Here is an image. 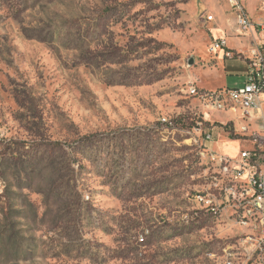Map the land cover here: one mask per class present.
<instances>
[{
	"label": "rangeland",
	"instance_id": "rangeland-1",
	"mask_svg": "<svg viewBox=\"0 0 264 264\" xmlns=\"http://www.w3.org/2000/svg\"><path fill=\"white\" fill-rule=\"evenodd\" d=\"M26 1L36 4L13 0L16 18ZM30 11L22 25L28 32L88 30L93 67L152 56L135 68L95 70L86 83L78 71L63 72L52 80V85L59 84L56 90L47 85L54 73L24 82L27 93L17 97L28 103L25 119H0V264H221L235 239L220 233L230 243H212L214 225L220 222L196 210L197 203L187 196L196 191L184 188V158L165 156L172 150L170 142L183 146L182 155L190 149L185 118L161 116V123L176 133L175 141L157 131L140 135L132 125L113 128L107 135L99 130V100L106 85L133 86L168 77L178 82L183 73L175 66L177 53L152 37H137L139 25L132 22L135 14L125 0H41ZM88 15L92 21L84 25ZM81 35H62L56 41L65 50L82 49L76 51V62L84 56ZM88 54L86 44V60ZM235 79L241 84L245 80ZM66 88L93 98L97 111L90 120L63 104L60 92ZM155 161L160 166H148ZM163 190H170V198L154 201L153 194Z\"/></svg>",
	"mask_w": 264,
	"mask_h": 264
},
{
	"label": "crops",
	"instance_id": "crops-1",
	"mask_svg": "<svg viewBox=\"0 0 264 264\" xmlns=\"http://www.w3.org/2000/svg\"><path fill=\"white\" fill-rule=\"evenodd\" d=\"M40 1L36 0V4L31 6L28 1L20 5L22 10L19 18H16L13 0H0V119L2 120L16 123L22 118L25 119L22 114L26 112L28 103L25 101L22 103L17 95L20 96L22 92L27 93L24 82L28 79L40 81L43 75L48 79L50 73H54L50 76L51 82L47 85L54 86L56 90L59 84L52 85V80L59 79L58 76L63 72L78 71L84 78L83 83H86L87 80L91 82L95 70L101 71L109 67L123 66L135 68L152 56L148 53L142 58L135 57L118 64L105 62L93 67L92 47L89 43L91 36L88 30L77 34H62L48 31L28 32L24 29L25 26L22 25L27 23L28 16L31 14L30 9L35 11ZM125 1L131 2L133 14H135L132 22L139 25L137 37H152L168 47L170 52L177 53L175 66L183 74H180L178 82L168 77L133 86L118 82L111 84L110 87L106 85L101 92L104 95L99 100V130L107 135L108 131L113 128L132 125L140 135L145 131L155 133L157 131L161 134H171L170 138L175 141L176 133L161 123V116L182 115L188 124L185 129V133H188L187 129H190L195 120L193 115L195 111H198L200 117H203L207 131L213 136L211 140L204 141L207 151H214L240 160L242 151L254 147L251 139L242 133V127L248 125L250 132L264 131V94L261 96L262 104L252 109L248 116H243L231 109H215L199 96L192 95L190 89L196 86L200 91L213 92L242 86L249 69L248 58L252 56V49L264 46V29H254V32L243 31L238 23L237 9L232 0ZM239 1L254 22H264L260 0ZM211 16L213 18L208 19ZM84 19L85 25L92 21V16L88 15ZM158 24L161 25L156 26ZM62 35L73 36V38L83 36L84 56L80 58V62H76L79 59L76 60L75 55L76 51L82 49L75 46L68 47L67 50L60 48L56 41ZM220 39L226 40V46L216 47L214 45V41ZM86 44L89 52L87 60L85 59ZM192 59L194 63L189 64L188 61L191 62ZM236 76H241L245 79L244 82L239 83L235 79ZM103 82L104 80L99 78V83ZM165 87L168 89L162 91L161 89ZM60 95L68 110L74 114L81 113L83 119L90 120L97 111L92 106L93 98L86 97L83 93L79 94L76 89H63ZM54 100L55 98L51 102ZM59 104L58 100L57 105ZM42 110L46 111L45 108ZM92 131L93 129L89 127L86 130L88 133ZM189 135L187 139L191 140V144L186 146L190 149L185 151V155H182L184 150L179 142H170L172 150L165 153L168 158L179 156L181 159L184 158V163L182 161L186 167L184 188H188L187 190L191 187L197 189L206 184L207 181L204 178L206 172L201 163L205 164L209 161L208 154L199 156V145L195 137L198 136L200 140H203V136L196 133H189ZM153 146L155 150L157 146L155 144ZM149 151L147 149L146 152ZM184 156H190V161ZM148 166L156 168L160 165L155 161ZM189 166H192L191 170ZM164 167L163 175L166 178L168 170L166 165ZM246 175L247 173H244L241 180L245 179ZM156 176L155 174L154 178ZM169 194L170 190H163L155 192L152 198L154 201L160 200L159 198H164L166 201L168 197L170 198ZM154 206L157 207V205ZM168 206L169 204L166 203L163 208L167 210ZM178 207L181 211L182 205L179 204ZM228 215L225 213L219 220L220 223L214 225L216 239L212 242L213 244L220 245L225 242L227 245L230 243L220 233H224L225 237L229 235L232 239L237 235L240 227L231 223ZM170 226L172 227V224Z\"/></svg>",
	"mask_w": 264,
	"mask_h": 264
},
{
	"label": "built area",
	"instance_id": "built-area-1",
	"mask_svg": "<svg viewBox=\"0 0 264 264\" xmlns=\"http://www.w3.org/2000/svg\"><path fill=\"white\" fill-rule=\"evenodd\" d=\"M232 2L243 31L264 29V22H254L239 0ZM260 2L264 12V0ZM214 45L224 47L226 40H217ZM248 59L249 69L242 86L213 92L200 91L193 86L190 93L207 101L215 109H231L248 116L263 100L264 46L253 48L252 56ZM198 115L188 133L203 136V140L198 136L195 138L199 145V156L208 154L209 157L207 163L200 162L205 168L204 178L207 182L203 187L194 189L196 193L188 192L187 196L197 203L196 210L211 215L215 222H220L222 216L228 213V220L240 227L235 240L225 249V258L221 264H264V131L250 132L248 125L242 127V133L251 139L254 147L242 151L241 159L238 160L207 151L204 141L211 140L213 136L207 131L203 117H200V113ZM164 120L174 126L172 120ZM244 173L247 175L241 180Z\"/></svg>",
	"mask_w": 264,
	"mask_h": 264
}]
</instances>
